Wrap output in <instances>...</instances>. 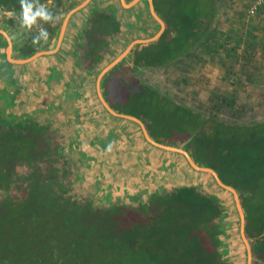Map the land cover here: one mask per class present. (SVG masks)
I'll list each match as a JSON object with an SVG mask.
<instances>
[{
	"label": "trees",
	"instance_id": "obj_1",
	"mask_svg": "<svg viewBox=\"0 0 264 264\" xmlns=\"http://www.w3.org/2000/svg\"><path fill=\"white\" fill-rule=\"evenodd\" d=\"M10 1L20 9V0H0V3ZM81 1L54 0L52 11L60 14L61 19L56 24L43 25L50 38L59 31L67 13ZM154 3L156 12L166 22V30L159 40L136 47L128 60L105 77L104 83L122 70L120 76L126 74L125 79L130 80L136 90L129 100L118 103L120 109L110 104L120 112L124 107L133 108L125 114L141 119L154 140L188 151L198 165L214 169L224 183L240 193L254 264H264L262 208L254 206L253 194L234 179V167L237 165L234 161H225L224 168L216 162L204 164L208 159L203 157V152L210 153L213 148L204 147L202 152L196 144L202 142L208 129L213 128V137L208 140L214 141L213 147L218 146L223 158H229L228 143L234 139L257 138L258 142L264 141V121L246 125L228 123L211 115L206 119L200 111L175 104L181 119L186 112L190 121L199 124L191 123L193 130L184 132L183 137L160 140L154 137V133L164 134H160L163 132L161 108H166L172 100L137 78L141 70L167 68L190 56L205 43L214 28L218 1L154 0ZM144 4L147 10L148 1ZM152 20L138 21L127 33L123 32L121 21L114 14L100 8L87 21L73 49L88 70L99 66L100 72L110 63V60H104L111 51L106 42L116 36L117 43L123 35L141 33L147 27L153 36L160 30V24ZM36 30L34 27L26 32L24 53L33 54L42 48V40L39 45L32 43L33 37L38 35ZM82 39H86L87 44L82 43ZM48 46V43L44 45L45 48ZM155 100L158 101V109L155 108ZM223 103L226 109L232 108L231 101L225 99ZM98 104L107 115L116 119L99 100ZM119 120L134 124L137 135L153 147L145 140L138 124ZM171 134L168 133L167 137ZM222 142L226 146L221 148L218 144ZM61 146V138L50 125L44 126L30 118L10 120L0 112V264H233L221 252L224 245L222 236L226 237L222 228L226 206L216 195L205 192L200 185H156L153 190L148 187L143 193L139 191L130 202L120 198L112 206L98 209L91 199L84 200L83 196L75 195L69 189L73 184L71 177L76 183L81 182V178L75 171L71 173L72 163L70 158L63 156ZM176 155L195 172L183 155ZM178 166L182 164H170L173 171ZM230 173L231 177L227 175ZM113 220H122L121 228L114 225L112 234L107 232L110 231L107 228L100 230L102 223L109 221L110 225ZM84 234H91V237L84 239Z\"/></svg>",
	"mask_w": 264,
	"mask_h": 264
},
{
	"label": "crops",
	"instance_id": "obj_2",
	"mask_svg": "<svg viewBox=\"0 0 264 264\" xmlns=\"http://www.w3.org/2000/svg\"><path fill=\"white\" fill-rule=\"evenodd\" d=\"M133 1L125 0L126 4L129 5L126 6L122 0H82L78 6L67 13L56 35H51L54 37L50 38L48 48L44 47L45 43L42 41L40 44L42 48L33 54L24 53L26 48L24 38L28 30L20 26L16 16L19 12L17 5L13 1L0 3V112L2 116L15 121H21L24 118L36 119L44 126L50 125L54 132L58 129L62 131L63 135L65 134L67 137L64 140H68V142H64L70 143L71 146L72 144L77 145L78 142L83 143L86 139L87 144H91L86 149L91 150L100 141L99 143H102L100 145L103 147L101 149L106 152V155L110 152L107 150L109 145H111V151H113L114 145L112 144L116 143L118 136L125 134L128 129H133L132 134H130L131 138L128 141L133 143L136 137L140 142L137 136V128L135 130L134 124L121 121L119 119L123 118L119 117H116V119L111 118L112 120H110L109 115L98 106V79L101 72L120 57L132 43L153 38L160 30L155 35L150 36L152 31L147 27L141 33L123 35L124 37L119 39L117 43L115 42L117 37L114 36L113 40L110 39V42H106L108 49H111V51L104 56V60H110V63L100 72L99 66L88 70L80 60L81 57L77 55L76 49H73V46H76L74 45L75 41H78L80 36H82L81 33L88 24L87 21L100 8H105L111 14H114L115 18L121 21L123 32L127 33L130 32V27L134 24L136 25L138 21L150 22L153 21L152 19L156 20L152 13L148 16L145 11L144 3L148 0H140L137 4L131 5ZM254 1L234 0L236 5L239 4L241 6V10L242 6H244V11L230 10L227 13L218 11L215 17L212 31V56L214 68L219 70V74L216 75L217 78L213 79L215 85L242 86L243 84L253 83L254 80H258L263 75V71L260 68H264V64H259V62H264V7L261 8L260 4L261 10L255 13L252 8ZM254 4H259V0ZM53 6L54 2L50 5L51 9ZM80 6H82L80 9L71 13ZM148 6H150L149 1ZM251 8L252 10L250 11ZM67 19L63 40L58 45L59 37ZM224 21H229L228 28H223ZM254 21L261 22L260 27ZM36 32L38 31L36 30ZM129 41V45L123 47ZM81 42L87 44L86 39H82ZM39 53H42V55L33 57ZM82 54L84 55V52ZM130 54L116 67L123 61L128 60ZM254 62L257 70H252ZM247 65L249 66L248 69ZM32 68L34 70H31ZM160 69L141 70L137 74V78L144 84L153 87L150 80L144 76L150 75L153 77L155 71ZM226 70L229 75H227ZM109 73L104 76L101 82V89L106 101L111 106L110 100L107 98L110 80L104 83V79ZM121 73L122 70H120L118 75H121ZM120 77L124 78L130 87L132 86L133 96L136 92L134 84L130 80H126V74ZM153 88L159 89L157 87ZM233 93L227 95L224 99L220 98L221 95L219 93H215L214 98L216 99L214 101L216 103L214 105H217V101L234 98L235 92ZM252 98V96L249 97V99ZM117 107H119V104ZM127 121L136 123L132 120ZM58 136L61 138L60 135ZM94 140H96L95 143L93 142ZM65 143L62 142L61 146L63 156H65L66 152L64 149L67 147V145H64ZM121 148L124 151L125 144ZM82 155L86 157V168L89 167V164L94 165L89 162L94 157L90 158L86 156V153ZM125 156L126 154L124 153L119 155V157L123 158L120 160L123 164H125ZM121 162L118 164V162L112 160V170H108V173L114 171V169L116 170L118 166L121 167ZM105 163L108 164L110 162L107 161ZM128 163L131 162L129 161ZM107 164L106 166H108ZM102 172H104L103 169Z\"/></svg>",
	"mask_w": 264,
	"mask_h": 264
},
{
	"label": "rangeland",
	"instance_id": "obj_3",
	"mask_svg": "<svg viewBox=\"0 0 264 264\" xmlns=\"http://www.w3.org/2000/svg\"><path fill=\"white\" fill-rule=\"evenodd\" d=\"M217 1L219 4V11L221 12L227 13L230 10L244 11V6H242L243 8L241 10V6L239 4L236 5L234 0ZM256 1L257 0H255L254 3ZM254 3L252 8L255 13L264 7V0H260L259 4ZM146 11L151 13L150 6ZM254 22L260 27L261 22ZM228 26L229 21H224L223 28H228ZM212 45L213 33H211L207 41L201 44L189 57L175 62L167 68L155 71L153 77L150 75L144 76L150 80L153 87L159 88L163 94L167 95L170 100H172L171 104L169 103L166 105V108H161L163 113L160 118V123L163 126V128H161L163 132L160 134H164L158 135L156 132L154 133V137L160 140L167 138L178 139V137H183L182 135L184 132L193 130L191 123L199 124L198 122L193 123L190 121L186 112L183 115V119H181V115L176 112L177 106L175 104L190 107L196 112L200 111L199 113L205 118L213 116L228 123L252 125L264 121V68H260L261 71H263V75L258 80H254L253 83L251 82V84H243L242 86L225 84L215 85L213 79L217 78L216 75L219 74V70L214 68ZM259 64H264V62H259ZM248 68L249 66L247 65V69ZM31 70L34 69L32 68ZM252 70H257L255 62L253 63ZM226 73L229 75L228 71ZM108 85L109 91L107 96L113 106L120 109L117 107V102L130 99L133 94V90H131L132 86L130 87L124 78H121L118 74L111 78ZM233 92H235L234 98L228 99L232 102V108L226 109L222 101H217V105H214L216 103V101H214L216 99L214 98L215 93H219L221 95L220 98L224 99V97H227V95ZM250 96L253 98L249 99ZM154 104L155 108L158 109L159 104L157 100H155ZM98 106L101 109L99 104ZM132 110L133 108L124 107L122 113H129ZM204 114L209 116H205ZM109 118L110 120L113 119L111 116H109ZM126 131L127 132L122 136H118L116 143L112 144L114 145V150L106 155V152L101 149L103 147L100 145L102 144L99 143L100 141L97 145L95 144L93 146L94 148L91 149L92 152H90L91 150L86 148L91 144H87L86 139L83 143L78 142L77 145L72 144L71 146L70 143H65L66 141L68 142V140H64L67 139L65 134L63 135V132L59 131V129L57 131L55 130V133L61 136V140L63 139L62 142L65 143L64 145H67L64 149L66 151H64V155L68 159L70 158L72 163L70 167L71 173L75 171V174L81 178V182L76 183L75 178L71 177L73 183L69 187L71 192L75 195L83 196L84 200L91 199L95 207L99 209L101 207L112 206V203H117L116 201L120 198H126L127 201L130 202L133 200V196L139 191L143 193L148 187H151L153 190V187H156V185L163 187L200 185L205 192L216 195L223 200L224 206H226L222 221V228L226 233V237L222 236L224 239L223 249L221 248L222 255L227 257V260L232 261L233 264H248V248L242 235L241 217L236 207L234 195L219 187L212 175L210 177L207 175L208 173L198 172L191 167L195 171L193 172L187 167L184 160L179 155H176L178 153L170 155L167 151L159 148L156 149L154 146L150 147L143 142L139 135L137 136L140 142L135 137V141L132 143V141L130 142L128 140L131 138L130 134H132L133 129H128ZM193 132L194 131H192V133ZM168 133L172 134L167 137ZM174 133L177 135L173 136ZM210 136L213 137V128L205 132L202 142L196 141V144L202 148V152L204 147L213 148V151L210 153L203 152V157L208 159L203 163L209 164L216 162L224 168L225 165L223 167V164H225V161H234V163L237 164L234 167V179L237 180L238 185L247 188L255 197L254 206H256V208H262L263 213L261 217L263 223L264 141H262L263 143L260 141L258 142L257 138H250L248 140L239 138L234 139L228 143L230 147V155L228 156L230 157L223 158L218 152V146L213 147L214 141L208 140V138H211ZM93 142L95 143L96 140ZM124 144L125 149L123 151L121 147ZM218 145H220L221 148L226 146L223 142ZM85 153L87 154L86 156L90 158L94 157L93 160H89V162H92L94 165L89 164L88 168H86L85 164L86 157L82 155H85ZM121 153L126 154L124 157L125 164L120 161L123 159L119 157ZM112 160L118 162V164L121 162L122 166H118L116 170L114 169V171L108 173V170H112ZM107 161L110 163H105ZM129 161L131 163H128ZM97 163L99 164L95 167ZM173 163L176 165L182 164L183 167L178 166L175 168L176 170L173 171L170 168V164ZM106 164L108 166H106ZM102 169L104 172H102ZM227 175L230 177L232 176L231 173ZM109 221L102 223L100 230L107 228L110 230L107 232L112 234L114 225H120L121 228L123 224L122 220H113V223L108 225ZM245 235L252 249V244L246 232ZM83 237L84 239H88L91 237V234H84ZM252 264H254V254Z\"/></svg>",
	"mask_w": 264,
	"mask_h": 264
},
{
	"label": "water",
	"instance_id": "obj_4",
	"mask_svg": "<svg viewBox=\"0 0 264 264\" xmlns=\"http://www.w3.org/2000/svg\"><path fill=\"white\" fill-rule=\"evenodd\" d=\"M123 3L126 5V6H129L126 4L125 0H122ZM140 0H134L132 2L131 5H135L139 2ZM149 1V5H150V10H151V13L152 15L155 17V19L160 23L161 25V29L160 31L157 33L156 36H154L153 38H150V39H147V40H138V41H135L134 43H132L129 48L120 56L118 57L114 62H112L109 66H107L102 72L101 74L99 75V79H98V96H99V100L101 101L103 107L113 116L115 117H119V118H123V119H127V120H132L134 122H136L137 124H139V126L141 127L142 129V133L145 137V139L147 140V142L156 147V148H159V149H162L164 151H167V152H172V153H178V154H181L183 155L187 162L189 163V165L196 171L198 172H203V173H208L210 175L213 176V178L215 179L217 185L219 187H221L222 189L224 190H227L229 192H231L233 195H234V198H235V202H236V207L238 209V212L240 214V217H241V225H242V235L244 237V240L246 242V245H247V248H248V264H252V261H253V253H252V249H251V246L248 242V240L246 239V235H245V227H246V213L244 211V208H243V205H242V202H241V199H240V194L239 192L233 188L232 186H229L227 185L226 183H224L222 181V179L220 178V176L218 175V173L212 169V168H208V167H202L200 165H198L194 159L192 158V156L190 155V153L186 150H184L183 148H178V147H173V146H167V145H164V144H161L157 141H155L151 135L149 134L147 128H146V125L137 117H134V116H130V115H125V114H120L118 112H116L110 105L109 103L106 101L104 95H103V92H102V89H101V82L104 78V76L109 73L113 68H115L124 58H126L131 52L132 50L135 48V47H138V46H141V45H144V44H147V43H151V42H155L157 41L158 39L161 38V36L164 34L165 30H166V22L158 15V13L156 12V8H155V4H154V1L153 0H148ZM82 6L78 7L77 9H75L74 11H72L71 13L77 11L78 9H80ZM68 19L65 21L64 23V26H63V29H62V32H61V35L59 37V41H58V45L60 44V42L63 40V37H64V32H65V29H66V23H67ZM44 54V53H43ZM42 55V53H39L33 57H36V56H40Z\"/></svg>",
	"mask_w": 264,
	"mask_h": 264
},
{
	"label": "clouds",
	"instance_id": "obj_5",
	"mask_svg": "<svg viewBox=\"0 0 264 264\" xmlns=\"http://www.w3.org/2000/svg\"><path fill=\"white\" fill-rule=\"evenodd\" d=\"M53 2L54 0H20V9L16 14L20 26L28 31L35 27L38 31V35L32 39L33 45L40 44L41 40L47 44L50 33L43 25L56 24L61 19V15L54 13L50 7ZM107 150L111 151V145Z\"/></svg>",
	"mask_w": 264,
	"mask_h": 264
},
{
	"label": "built area",
	"instance_id": "obj_6",
	"mask_svg": "<svg viewBox=\"0 0 264 264\" xmlns=\"http://www.w3.org/2000/svg\"><path fill=\"white\" fill-rule=\"evenodd\" d=\"M260 1V0H259Z\"/></svg>",
	"mask_w": 264,
	"mask_h": 264
}]
</instances>
